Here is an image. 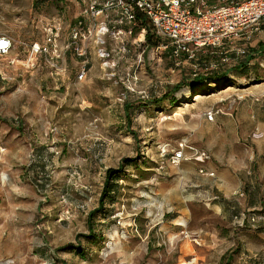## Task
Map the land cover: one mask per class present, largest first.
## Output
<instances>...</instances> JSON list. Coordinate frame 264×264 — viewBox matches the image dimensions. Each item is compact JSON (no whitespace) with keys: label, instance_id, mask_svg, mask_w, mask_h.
Segmentation results:
<instances>
[{"label":"rangeland","instance_id":"374dc122","mask_svg":"<svg viewBox=\"0 0 264 264\" xmlns=\"http://www.w3.org/2000/svg\"><path fill=\"white\" fill-rule=\"evenodd\" d=\"M51 1L0 0V37L12 43L0 58V264H264L263 239L245 240L210 203L181 202L182 162L174 167L162 157L188 138L206 110L224 108L241 88L264 82L242 77L234 80L239 86L208 94L189 84L173 94V105L165 100L159 107L155 101L193 78L192 64L176 67L147 50L138 67L137 51L118 53L116 44L108 69L90 49L83 82H76L77 61L69 55L56 63V76L46 60L30 56L58 17L61 42L67 38L75 7ZM259 45L254 58L264 59V33L247 52ZM219 59L198 56L196 74L232 71L231 64L213 66ZM133 158H140L139 169L125 170L116 203L105 206L110 216L93 221V236L103 241L90 246L87 215L97 207L105 172Z\"/></svg>","mask_w":264,"mask_h":264},{"label":"built area","instance_id":"2783aa9c","mask_svg":"<svg viewBox=\"0 0 264 264\" xmlns=\"http://www.w3.org/2000/svg\"><path fill=\"white\" fill-rule=\"evenodd\" d=\"M65 7L78 9L71 23L67 24V38L61 42L58 17L51 28L45 29L42 40L30 47V56L35 61L43 59L55 75H59L57 62L65 55L75 58V80H85L89 50L101 62L104 69L112 64L109 47L116 44L118 53L137 51L135 63L143 66V54L151 50L157 59L166 55L176 67L182 62L191 63L196 75L198 56L218 55L216 65L234 67L241 58L245 59L247 49L255 38L264 33V0H59ZM158 42L154 48L145 44L147 31ZM129 46H128V45ZM12 47L11 41L0 37V58H7ZM232 57L230 60L229 57ZM14 65L15 60L8 61ZM259 66L264 69L261 63ZM212 68V66H210ZM207 70V69H206ZM138 73H134L127 90L133 92ZM218 111L205 113L212 121ZM261 138L259 133L251 135ZM168 156L170 165L177 167L183 161L193 160L203 164L208 156L186 140L176 147L162 150V157ZM202 173V170L199 171ZM237 196L243 197V193ZM232 226L239 231L250 228H264V206L254 210L239 211L232 217ZM198 244V237L194 238Z\"/></svg>","mask_w":264,"mask_h":264},{"label":"crops","instance_id":"0c3cea01","mask_svg":"<svg viewBox=\"0 0 264 264\" xmlns=\"http://www.w3.org/2000/svg\"><path fill=\"white\" fill-rule=\"evenodd\" d=\"M74 11L75 15L78 9ZM261 53L260 46L256 55ZM248 55L247 52L245 57ZM254 62L264 75L259 66L264 65L262 56L251 59L250 64ZM241 89L232 101L223 100L224 108L205 111H218L212 121H207L205 113L198 117L195 128L185 139L208 159L203 164L183 161L177 169L183 181L181 202L210 203L217 214L230 222L239 211L264 206V84ZM254 133L261 138L253 139ZM238 193H243V197L237 196ZM241 234L245 240L251 239L250 243L257 238L264 240L263 227L247 228Z\"/></svg>","mask_w":264,"mask_h":264},{"label":"trees","instance_id":"16d2710c","mask_svg":"<svg viewBox=\"0 0 264 264\" xmlns=\"http://www.w3.org/2000/svg\"><path fill=\"white\" fill-rule=\"evenodd\" d=\"M39 4L46 5L49 3L52 4L53 1L51 0H38ZM147 31L146 41L145 44L148 48H154L157 46L158 42L151 39L149 36L150 33V27L145 26ZM260 50V45L257 47V49H253L250 51V54L248 52V57H246L242 62H239L237 65H235L232 68V71L224 72L221 74L211 73L205 76H202V74H197L192 79H189L187 81H183L182 83L176 85L173 87L171 91H169L163 99H159L155 101V105L161 107L162 103L165 102V100L168 101V104L171 106L175 103L174 99V93H176L182 86L192 84L190 88L197 89L200 91V93L208 94V93H214L218 90H221L223 86L230 85L231 86H239L235 84V81H239L240 78H245V81L250 82H262L264 81V75L260 74V69H258L257 64L254 62L253 64H250L251 59L254 58L253 53H257ZM209 55H204V57L208 58ZM211 72V71H210ZM214 72V71H213ZM231 72V74L234 75V78L229 79L228 73ZM252 72V73H251ZM231 76V75H230ZM233 80V81H231ZM235 80V81H234ZM207 82V83H206ZM234 82V83H232ZM206 83V84H205ZM252 84V83H249ZM196 92V91H195ZM128 106H124V111L127 117H129L128 112L130 109H128ZM128 111V112H127ZM141 162L140 158H133L129 160H122L121 165L118 169H108L105 172V179L103 183V187L100 193V196L98 198L97 207L90 211L87 215V230L89 233V236H85V239L88 240V244L90 246L96 245L99 242L103 241V236L97 237L96 235L93 236L94 228H93V221L97 218H103L108 219L110 216L109 211L105 208L106 205L113 206L116 203V197L119 192V185L118 182L121 179H125L124 173L125 170L128 168L131 169H139ZM107 203V204H106ZM72 250L75 251V253L81 258L86 260L87 255L83 250H80L79 247H71Z\"/></svg>","mask_w":264,"mask_h":264},{"label":"bare ground","instance_id":"6f19581e","mask_svg":"<svg viewBox=\"0 0 264 264\" xmlns=\"http://www.w3.org/2000/svg\"><path fill=\"white\" fill-rule=\"evenodd\" d=\"M186 97V96H185ZM189 96H187L186 98H188ZM186 98H184L183 100H186ZM181 225V224H180Z\"/></svg>","mask_w":264,"mask_h":264},{"label":"water","instance_id":"95a60500","mask_svg":"<svg viewBox=\"0 0 264 264\" xmlns=\"http://www.w3.org/2000/svg\"><path fill=\"white\" fill-rule=\"evenodd\" d=\"M196 75H197V74H196ZM196 75H195V76H196ZM195 76L192 75V77H195ZM202 76H205V77H206V75H202Z\"/></svg>","mask_w":264,"mask_h":264}]
</instances>
